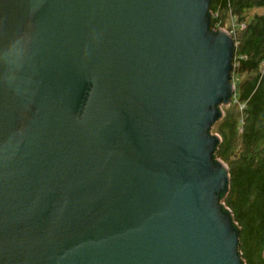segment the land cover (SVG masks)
Returning a JSON list of instances; mask_svg holds the SVG:
<instances>
[{"label":"water","instance_id":"water-1","mask_svg":"<svg viewBox=\"0 0 264 264\" xmlns=\"http://www.w3.org/2000/svg\"><path fill=\"white\" fill-rule=\"evenodd\" d=\"M209 0H0V264H240L206 129L235 40Z\"/></svg>","mask_w":264,"mask_h":264},{"label":"trees","instance_id":"trees-1","mask_svg":"<svg viewBox=\"0 0 264 264\" xmlns=\"http://www.w3.org/2000/svg\"><path fill=\"white\" fill-rule=\"evenodd\" d=\"M259 6L264 0H209L206 13L209 30L235 21V89L206 133L220 136L211 160L225 162L228 179L217 191L218 214L237 233L240 264H264V14L249 13Z\"/></svg>","mask_w":264,"mask_h":264},{"label":"rangeland","instance_id":"rangeland-1","mask_svg":"<svg viewBox=\"0 0 264 264\" xmlns=\"http://www.w3.org/2000/svg\"><path fill=\"white\" fill-rule=\"evenodd\" d=\"M249 13L250 14H253V13H261V14H264V6H259V7H253V8H250L249 9ZM230 25V26H229ZM232 25H234L233 23H232V21L231 20H229V24L227 23V24H225V25H222V26H220L223 30H228V29H230L231 27H232ZM240 25H242V24H239L238 26L239 27H241ZM223 107L224 106H222V109H223ZM213 133H215V132H213Z\"/></svg>","mask_w":264,"mask_h":264},{"label":"built area","instance_id":"built-area-1","mask_svg":"<svg viewBox=\"0 0 264 264\" xmlns=\"http://www.w3.org/2000/svg\"><path fill=\"white\" fill-rule=\"evenodd\" d=\"M232 23L235 25V21L232 19ZM242 24V23H241ZM234 25H232V27L230 28V29H228V30H225L227 33H229L230 35H232L233 36V27H234ZM241 27H243V24L242 25H240ZM215 28V27H214ZM219 29H222L221 27H218ZM232 82H233V80H232ZM233 84H234V82H233ZM218 134V133H217ZM262 255H263V257H264V247H263V250H262Z\"/></svg>","mask_w":264,"mask_h":264}]
</instances>
